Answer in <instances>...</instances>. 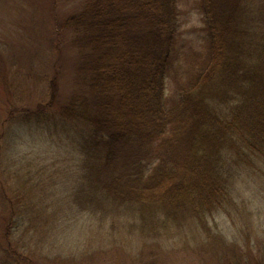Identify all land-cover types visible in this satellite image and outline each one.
Listing matches in <instances>:
<instances>
[{
  "label": "trees",
  "instance_id": "1",
  "mask_svg": "<svg viewBox=\"0 0 264 264\" xmlns=\"http://www.w3.org/2000/svg\"><path fill=\"white\" fill-rule=\"evenodd\" d=\"M75 1L55 19L56 35L70 33L78 50L74 90L59 101L55 68L35 108L18 106L16 75L0 92V264H171L184 250L220 262L217 244L226 243L208 214L233 218L245 174L264 176V0H194L204 20L198 43L185 40L179 0ZM57 119L78 136L62 149L48 140L63 166L42 167L29 189L11 136L17 124L44 129ZM59 175L62 189L44 196L38 187H57ZM80 217L108 236L123 225L126 246L117 236L105 252H66L59 241L50 251L48 232L59 236ZM131 236L141 241L136 254ZM254 243L251 259L233 242L224 264H261Z\"/></svg>",
  "mask_w": 264,
  "mask_h": 264
},
{
  "label": "rangeland",
  "instance_id": "2",
  "mask_svg": "<svg viewBox=\"0 0 264 264\" xmlns=\"http://www.w3.org/2000/svg\"><path fill=\"white\" fill-rule=\"evenodd\" d=\"M179 3L184 10L181 27L184 31L185 40L195 39L194 43L200 42L201 37L198 38L195 27L198 28L204 25L202 13L193 6L194 0H179ZM75 5V0H55L54 2H51V0H0V92H3V85L9 86L11 80L14 79L13 76L16 75L12 81L11 92L18 100L19 107L26 105L35 108L48 99L47 92L45 96L43 94H45L46 83L53 76L55 68L60 72L59 101L74 90L78 50L69 41L70 33L62 34V30L59 36L56 35L58 28L55 19L57 17L59 20L64 19ZM53 37H58L55 39L59 40L58 47L53 46ZM44 62L47 63L46 69H44ZM54 65L56 66L54 67ZM45 72L48 73L46 74L48 77L46 80L43 79V73L45 74ZM173 85L170 78L169 89ZM56 107L50 108V111H57ZM58 116L60 119L61 116L59 114ZM15 127L17 128L11 139L15 142L14 146L17 149V151L14 150L16 164L22 176L27 177L28 188L32 186L30 179L33 178L34 183L40 181V174L44 173V171H41L43 170L42 167L50 166V169L56 170L63 166L62 156L48 152L50 150L48 142H53L58 149L66 148L77 138L79 133V129H76L73 125L64 124L58 119L56 126L52 123L47 125L48 128L53 130L52 133L46 129L47 127L42 129L39 125L28 126L27 129L19 124ZM20 134L23 137L17 136ZM15 135L17 137L13 139ZM61 153L63 152L61 151ZM65 161L67 162V160ZM39 171L41 172L39 173ZM31 175L32 178H30ZM62 177L59 175L57 178V182L60 181L57 187L51 183H46L38 187L39 191L43 190L44 196L51 195L53 191L59 192L64 186ZM244 177L247 183L250 182V185L249 188L243 191V195H240L239 201L242 203V209L234 212V214L231 213L233 218L219 210H214L211 214H208L209 224L212 223L210 224L211 229L214 233H219L226 243L225 245L222 243L217 244L215 254L218 256L217 259L220 258V262L212 261L210 252L205 254L201 251L197 257H193L190 250H184L179 253L176 263L171 261V264H224V259L229 257L226 248L230 246L229 249L232 251L233 242H241L243 244L241 249L248 250L251 253V259H253L257 247L250 244L255 242L254 244H258L259 248H264V243L261 241L264 240V176H253L247 173ZM46 213L43 219L48 217V212ZM124 216L132 218L134 214L128 213ZM122 219L124 218L120 220ZM42 224L46 228L48 218ZM104 224L109 223L106 221ZM93 228L95 227L90 222L80 217L78 222L72 223L70 227H61L58 232V234L61 232L59 236L49 231L47 240L53 242L52 244L49 242L51 244L50 251L54 250V247H56L55 242L59 241L57 246L60 250L64 249L63 251L66 252H80L87 249L105 252L106 248L117 246L115 245L117 236L120 245L126 246V230L123 225L118 227L116 233L111 234V236H108L109 233L106 230L94 232ZM94 234H96V237ZM123 234L126 240L123 239ZM247 236L253 243L247 241ZM87 240H89V243ZM130 240L133 244L130 247L133 248V253L136 254L141 246V241L137 236H131ZM37 248H40V243ZM257 255L261 257L259 251ZM37 260L38 264H47L44 257H38ZM260 263L264 264V260Z\"/></svg>",
  "mask_w": 264,
  "mask_h": 264
}]
</instances>
